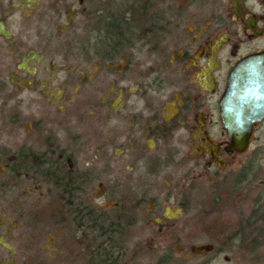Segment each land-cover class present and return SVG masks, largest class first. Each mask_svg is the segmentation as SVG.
<instances>
[{
	"label": "flooded vegetation",
	"instance_id": "1",
	"mask_svg": "<svg viewBox=\"0 0 264 264\" xmlns=\"http://www.w3.org/2000/svg\"><path fill=\"white\" fill-rule=\"evenodd\" d=\"M234 73L264 95V0H0V264L264 257Z\"/></svg>",
	"mask_w": 264,
	"mask_h": 264
},
{
	"label": "water",
	"instance_id": "2",
	"mask_svg": "<svg viewBox=\"0 0 264 264\" xmlns=\"http://www.w3.org/2000/svg\"><path fill=\"white\" fill-rule=\"evenodd\" d=\"M236 75H232L222 107L225 127L233 140V147L242 152L248 146L252 124L264 115V95L247 91L246 83L239 86Z\"/></svg>",
	"mask_w": 264,
	"mask_h": 264
},
{
	"label": "rangeland",
	"instance_id": "3",
	"mask_svg": "<svg viewBox=\"0 0 264 264\" xmlns=\"http://www.w3.org/2000/svg\"><path fill=\"white\" fill-rule=\"evenodd\" d=\"M148 249V247H147ZM150 249V248H149ZM229 261L225 260L224 257H220L215 259L214 261H211V263L208 264H263L264 263V257H242L241 261L238 257L229 256ZM158 261L157 255L154 252H149V255L146 257L144 264H156ZM140 264V263H139ZM180 264L181 260H180ZM184 264H198V262L193 263H185Z\"/></svg>",
	"mask_w": 264,
	"mask_h": 264
}]
</instances>
